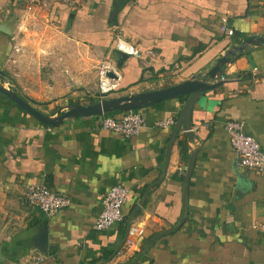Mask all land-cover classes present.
I'll use <instances>...</instances> for the list:
<instances>
[{
  "label": "crops",
  "instance_id": "0c3cea01",
  "mask_svg": "<svg viewBox=\"0 0 264 264\" xmlns=\"http://www.w3.org/2000/svg\"><path fill=\"white\" fill-rule=\"evenodd\" d=\"M14 1L28 5V0ZM40 10L64 30L69 47L91 52L111 68L127 54L109 86L120 90L114 98L203 78L229 49L264 38V0L52 1ZM224 23L234 36L220 31ZM20 47L0 32V70L6 75L0 76L1 83L51 117L80 104L73 99L76 92L59 94L47 84L38 88L49 77L33 73L37 65L29 71L20 68L27 65H22ZM225 75L228 82L196 105L190 134L182 127L169 158L174 127L162 129L155 122H177L187 98L143 109L148 127L124 138L102 130L100 116L45 126L0 92V264H90L105 252L111 258L99 264H128L139 257L136 264H264V232L254 228L264 222V178L239 166L224 129L227 121H241L264 149V43L249 46L226 66ZM124 113L114 116L121 119ZM185 138L190 157L197 153L187 199L189 160L183 161L180 147ZM167 163L164 180L144 202ZM30 184L64 193L71 204L49 218L25 203ZM115 185L130 190L125 220L96 231L103 200ZM136 210L132 223L145 227V237L134 252L120 257ZM44 229L46 252L38 241ZM38 255L44 261L35 263Z\"/></svg>",
  "mask_w": 264,
  "mask_h": 264
},
{
  "label": "rangeland",
  "instance_id": "374dc122",
  "mask_svg": "<svg viewBox=\"0 0 264 264\" xmlns=\"http://www.w3.org/2000/svg\"><path fill=\"white\" fill-rule=\"evenodd\" d=\"M36 10L14 0H0V25H5L11 31L9 36L13 37V46L20 45L22 48V65L27 64L20 68L29 71L37 65L38 70L33 73L49 77V81L39 83L38 88L47 84L50 91L59 94L76 92L73 99L83 105L114 98L120 90L115 86L104 91L103 80L108 78L106 72L109 69L116 70L117 67L111 68L97 60L91 52L66 45L69 40L64 30L56 28L57 25H53L41 10ZM98 58L103 57L98 55ZM10 79L13 80L12 77ZM114 81L110 79V83ZM10 83L13 84V81L10 80Z\"/></svg>",
  "mask_w": 264,
  "mask_h": 264
},
{
  "label": "built area",
  "instance_id": "2783aa9c",
  "mask_svg": "<svg viewBox=\"0 0 264 264\" xmlns=\"http://www.w3.org/2000/svg\"><path fill=\"white\" fill-rule=\"evenodd\" d=\"M58 1L72 5L76 0H28L27 4L32 8H45L48 3ZM220 31L231 37L235 31L227 24L220 26ZM6 87L9 84H4ZM8 88V87H7ZM175 119L169 118L165 121L155 122V126L162 129H170L175 126ZM102 130L109 131L124 138H132L139 135L148 127V122L143 112L127 111L121 119L114 116L103 115L99 121ZM224 129L229 135L230 143L234 149L239 166L249 169L264 178V149L260 143L245 132L244 123L241 121H227ZM190 130L184 133L190 134ZM130 190L122 185L113 186L103 200V210L94 224L96 231H106L125 220L123 208L128 201ZM25 203L32 208L39 209L45 216L53 217L71 204L70 198L64 193L51 190L47 185L30 184L26 187L23 196ZM264 232V222L254 226ZM146 229L140 224H131L128 236L117 255L124 257L137 249L140 241L143 240ZM35 263L44 261V256L38 255L34 258Z\"/></svg>",
  "mask_w": 264,
  "mask_h": 264
},
{
  "label": "water",
  "instance_id": "95a60500",
  "mask_svg": "<svg viewBox=\"0 0 264 264\" xmlns=\"http://www.w3.org/2000/svg\"><path fill=\"white\" fill-rule=\"evenodd\" d=\"M0 32L4 34H11V31L5 26L0 25ZM262 43H264V38H251L245 40L242 45L235 46L229 49L224 56H222L216 63L215 67H213L203 78L200 77H192L190 80L185 81L183 83L166 87L160 90L143 92L135 95H129L124 97H116L111 99H105L95 104H76V105H69L65 111L62 112L60 110L55 117H51L45 113H42L35 107H33L29 102H27L22 96H20L16 91L13 89L7 88L3 83L0 82V92L7 96L14 104H16L19 108L26 111L28 114L33 116L36 120L41 122L43 125L48 127H55L61 125L65 120L72 119V118H80V117H101L103 115L111 114L113 112L118 111H140L148 107H152L157 103L162 101L176 99V98H187L186 102L183 106V109L177 119V122L173 128L167 157H170L172 145L179 135L180 130L182 127H185L186 130H190L192 126L191 117L193 114V110L201 100L204 99L205 95L211 91H214L225 83H227V79H225V68L227 65L231 64L233 61L237 60L239 56H241L244 52L247 51L249 46H256L259 47ZM127 54L122 53V56H126ZM123 57L117 64V68H120L122 65ZM248 59L252 61V57L248 55ZM0 76L6 77L5 73L0 70ZM106 76L110 79H118V74L115 70L109 69L106 72ZM217 81L210 82L209 80H216ZM209 79V80H208ZM197 153L194 152L188 162L187 168L185 170V199H187L188 190H189V179L191 173L193 172L195 166V159ZM168 163L166 165V169L164 172V176L161 179H158L155 183H153L145 193L144 202L146 201V197L149 193V190L154 187L155 185L161 183L166 175ZM142 203V205L144 204ZM139 208V207H138ZM136 211H134L127 223V232L126 238L128 236L129 228L132 224V220L136 215ZM184 222V218L182 222ZM176 227L175 229H178ZM173 229L166 231L165 234H168ZM47 229H44L41 234L39 235V248L46 252L47 246ZM140 257L128 264H136L139 261ZM4 257L1 254L0 249V261H3Z\"/></svg>",
  "mask_w": 264,
  "mask_h": 264
},
{
  "label": "trees",
  "instance_id": "16d2710c",
  "mask_svg": "<svg viewBox=\"0 0 264 264\" xmlns=\"http://www.w3.org/2000/svg\"><path fill=\"white\" fill-rule=\"evenodd\" d=\"M27 102L28 100L23 97ZM99 101H92L90 104H95V103H98ZM121 111H118V112H113L111 114H107L108 116H114V114L116 113H119ZM142 112V110H141ZM115 117V116H114ZM180 147H181V150H182V159L183 161L187 162L190 158V154H189V146H188V139L185 138L183 141L181 140L180 141ZM111 258V255H109L108 252H105L104 255H102L101 257H98L96 259H94L93 261H91L90 264H99L103 261H107Z\"/></svg>",
  "mask_w": 264,
  "mask_h": 264
},
{
  "label": "bare ground",
  "instance_id": "6f19581e",
  "mask_svg": "<svg viewBox=\"0 0 264 264\" xmlns=\"http://www.w3.org/2000/svg\"><path fill=\"white\" fill-rule=\"evenodd\" d=\"M121 46H122L123 48H126L125 43H121ZM104 77H105V76H104ZM103 81H104V82H103V89H104V91L109 90V89H110L109 86H111L110 79H108V78L105 77ZM104 87H105V88H104Z\"/></svg>",
  "mask_w": 264,
  "mask_h": 264
}]
</instances>
